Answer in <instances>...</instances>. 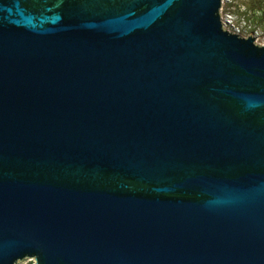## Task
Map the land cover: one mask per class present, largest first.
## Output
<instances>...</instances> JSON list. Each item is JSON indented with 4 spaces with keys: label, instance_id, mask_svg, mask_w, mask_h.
Returning a JSON list of instances; mask_svg holds the SVG:
<instances>
[{
    "label": "water",
    "instance_id": "obj_1",
    "mask_svg": "<svg viewBox=\"0 0 264 264\" xmlns=\"http://www.w3.org/2000/svg\"><path fill=\"white\" fill-rule=\"evenodd\" d=\"M224 0H0V264H264V44Z\"/></svg>",
    "mask_w": 264,
    "mask_h": 264
},
{
    "label": "rangeland",
    "instance_id": "obj_2",
    "mask_svg": "<svg viewBox=\"0 0 264 264\" xmlns=\"http://www.w3.org/2000/svg\"><path fill=\"white\" fill-rule=\"evenodd\" d=\"M235 7L233 13L236 15V20L246 22V32L249 36L252 34L258 38L259 43H264V0H232ZM232 6L226 5V12Z\"/></svg>",
    "mask_w": 264,
    "mask_h": 264
},
{
    "label": "built area",
    "instance_id": "obj_3",
    "mask_svg": "<svg viewBox=\"0 0 264 264\" xmlns=\"http://www.w3.org/2000/svg\"><path fill=\"white\" fill-rule=\"evenodd\" d=\"M234 1L232 0H224L223 1V8H222V23L224 25V28L231 33L240 35L244 38L250 37L249 32H246V22L245 20H242L241 22H238L236 20V15L233 13L232 10L235 9L233 7ZM226 5L232 6L228 12H226ZM253 36V35H252ZM254 37V36H253ZM258 38H256V41L258 44H264V43H259Z\"/></svg>",
    "mask_w": 264,
    "mask_h": 264
}]
</instances>
